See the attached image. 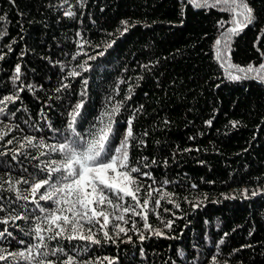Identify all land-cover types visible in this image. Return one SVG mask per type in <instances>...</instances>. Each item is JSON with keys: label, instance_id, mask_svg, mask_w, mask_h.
I'll use <instances>...</instances> for the list:
<instances>
[{"label": "trees", "instance_id": "1", "mask_svg": "<svg viewBox=\"0 0 264 264\" xmlns=\"http://www.w3.org/2000/svg\"><path fill=\"white\" fill-rule=\"evenodd\" d=\"M247 2L256 21L232 36L225 55L232 65L258 68L264 63V0ZM220 7L196 8L188 0H0V98L19 97L0 116V183L11 179L28 196L33 179L46 175L42 162L57 155L27 145L25 137L57 143L82 103L77 130L102 127L111 114L113 146L132 121L128 164L140 169L133 175L141 204L148 186L160 190L146 210L152 230L144 228L142 215L129 212L128 223L112 219L108 225L113 240L97 225L99 244L58 238L49 247L79 253V261L91 264H108L105 257L115 264H213V257L217 264H264V82L230 79L228 72L244 73L221 66L215 41L232 25L220 26L230 19ZM73 70L78 75H69ZM7 188H0V231L12 236L0 238V248L25 251L36 243L25 232L45 214L31 196L17 199ZM121 203L135 207L131 197ZM16 215L27 219H12ZM117 223L126 234L117 236ZM65 258L48 257L56 264Z\"/></svg>", "mask_w": 264, "mask_h": 264}, {"label": "snow or ice", "instance_id": "2", "mask_svg": "<svg viewBox=\"0 0 264 264\" xmlns=\"http://www.w3.org/2000/svg\"><path fill=\"white\" fill-rule=\"evenodd\" d=\"M188 2L196 8L221 6L219 10L230 13L228 21L221 20L219 22L221 27L225 23H230L232 26L222 33L221 39L215 41L217 46L216 57L221 61L222 67L235 68L237 72L244 73L243 76H240L228 72L230 79L258 78L261 82H264V63H261L258 68H253L252 65L241 68L238 65H232L230 56L225 55L231 52L232 36L239 35L243 28L254 24L256 21L254 10L247 0H212L211 3L209 0H202V2L200 0H188ZM66 14L69 16L74 15L71 11ZM3 19L4 17L0 16V20ZM122 23L127 24L126 21H122ZM125 30L127 29L125 28ZM261 35H264V32ZM259 40L260 37L258 36L257 43ZM222 42L224 45L223 50L220 48ZM257 51H259V48H257ZM261 55L264 56V52ZM0 59H3V56H0ZM20 72L21 68L18 64L15 67L14 81L20 79ZM248 73H254V75L250 77ZM69 75L76 76L78 73L73 70ZM20 90H23L22 85ZM18 98L16 95H6L0 98V116L6 114L8 103L14 102ZM82 107V103L74 107L65 130L68 135H64L63 139L57 143L49 145L45 144L43 139L36 142L35 137H25L27 145L38 150L47 148L50 153L57 155L56 159L50 157L42 162L43 166L40 171L46 173V175L39 179H33L28 190V196H21L11 179L0 183V188L6 183L8 191H15L17 199L27 200L31 196L32 202L37 205L41 213L45 214L43 217H37L39 222L25 232V235L32 236L36 243L28 244L25 251L13 252L0 248V261L18 262L24 260L28 264H56L55 261L48 259V257L63 255L66 258L60 260L59 264H91L90 261H79V253L77 257H74L65 252L62 247H49L48 242L62 238L68 241L81 240L99 244L100 240L96 237V232L93 231L97 225H99L98 231L103 233L105 239L113 240V236L109 233L108 225L112 219L128 223L125 215L129 212L132 215H142L145 220L144 228L152 230L147 223L146 210L153 193H159L160 190L152 189L151 186H148L146 197L141 204L137 195L141 191L138 178L133 175L134 173H140V169L138 167H130L128 164L129 141L133 137L132 121L129 120L127 122L128 128L119 145L113 146L112 137L114 132L111 114H106L108 123L103 124V120H101L102 127L90 128L87 134H83L76 128L77 117L80 115ZM118 110L117 106L112 109V113L118 112ZM208 123L211 124V121H208ZM232 123L235 127L236 122ZM55 131L60 130L57 129ZM3 135V133H0V139H3ZM8 143H11V141H8ZM20 147H25V144H21ZM188 150L190 151V149ZM39 155L45 156L49 155V153L40 151ZM33 158L39 159L38 156ZM57 173L59 175H55ZM142 175L151 178L148 173H143ZM54 176L55 178H53ZM22 182L25 184L29 183L28 180ZM18 183H21V181L17 180L16 184ZM42 189L44 191H41ZM256 194L255 192L253 193V195ZM163 195H168V193ZM126 197H131L132 201L135 202V207L132 205L125 207L121 203ZM162 198L163 196H160V198L156 199V206H159ZM39 201H50L55 207L46 209L40 206ZM169 202L171 203V200ZM136 208H140L141 211H136ZM117 213L119 214L117 215ZM12 219H27V217L16 215ZM3 223H7V221L5 220ZM166 226L170 227L171 221ZM113 228L117 236L120 233H127V230L119 223L114 224ZM133 230H135V222H133ZM154 234L163 235L160 231H154ZM5 235L12 236V233L7 229L0 231V238H4ZM141 239H143V236H141ZM18 243L25 244L26 242L20 240ZM220 243H223V240ZM82 251L86 252L87 249H82ZM104 259L108 261V264H115V261L111 258L105 257ZM213 264H217L215 257H213Z\"/></svg>", "mask_w": 264, "mask_h": 264}]
</instances>
